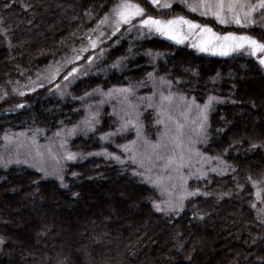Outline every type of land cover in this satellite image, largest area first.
Segmentation results:
<instances>
[{"label":"trees","instance_id":"1","mask_svg":"<svg viewBox=\"0 0 264 264\" xmlns=\"http://www.w3.org/2000/svg\"><path fill=\"white\" fill-rule=\"evenodd\" d=\"M114 1L0 0V97L77 54ZM137 2L156 14L149 1ZM255 18L264 23V13ZM244 31L264 42V25ZM135 32L102 44L105 53L74 80L67 96L44 85L20 101L23 107L0 102V144L19 130L50 133L74 124L83 115L77 97L96 87H139L153 73L198 102L210 95L225 101L214 103L212 132L199 145L204 155L221 159L224 171L190 178L187 186L197 195L179 211H156L157 190L131 162L89 155L99 148L120 154L116 144L131 137L118 134L102 143L99 133L115 124L105 106L95 131L69 141L86 155L67 165L68 187L22 164L0 166V264H264V217L253 207L249 180L264 179V147L249 150L252 143L264 144L262 66L243 53L200 54L160 35ZM141 121L154 138L151 114Z\"/></svg>","mask_w":264,"mask_h":264},{"label":"rangeland","instance_id":"2","mask_svg":"<svg viewBox=\"0 0 264 264\" xmlns=\"http://www.w3.org/2000/svg\"><path fill=\"white\" fill-rule=\"evenodd\" d=\"M147 1L150 2V0ZM117 2L118 0L114 1L109 9L103 14L102 18L105 14L110 13L113 5ZM135 2L138 3L137 0H135ZM252 2L255 3V0H252ZM152 7L154 8V12L156 14H150L144 8L148 15L170 18L176 15H183V13L180 12L184 11L189 16H192V18H187L200 24H207L214 32L221 36L227 32L250 35L244 31L245 28L241 29V27L236 24L221 25L216 22L214 17L200 16L197 13L190 12L183 6L182 3H180V0H174L170 9H158L153 5ZM173 8L174 12L172 11ZM178 8H182L183 11H175L178 10ZM166 10H170L168 15H159L161 12ZM263 13L264 12H260V14ZM198 17L200 19H197ZM253 18L256 21L253 25H264L263 22H260L255 18V13L253 14ZM99 22L90 32V35L82 48L87 49L86 51L80 50L74 56L61 60L58 63L46 68L42 72L28 77L25 83L13 90L14 92L9 95L7 94L6 96H1L0 102L5 104L6 108H15L20 104V101H24V98L31 94L35 89L41 88L44 85H48L47 90L52 91L61 97L67 96L69 87L74 82L73 80L67 88L64 87L66 83L64 77L68 74V72H70L73 67L80 68V77L85 72L91 70L97 59H95V62L89 67L88 58L90 56L94 58L98 56L100 50L104 49L102 44L111 40L112 37H121L126 32L127 26L122 25L121 31L116 33L115 37L112 35L113 28L110 23L100 25ZM135 31L138 35H142L140 31ZM101 33H104V35H101ZM144 33L145 35H153L147 34V29L144 30ZM90 39L97 41V47L95 49L89 46ZM114 41H116V39H114ZM193 43H195V39L190 37L181 44L192 48L197 53L214 55L209 52L199 51L197 48L191 46ZM77 56H79L80 59H75ZM256 59L258 60V57H256ZM68 61L72 62L68 63ZM57 68H59L60 71L53 79V74L56 72ZM262 68L264 70V66H262ZM164 81L168 80L152 73V76L146 80V83L139 87L131 85H113L105 89L96 87L86 92L93 93L91 96H86V93H84L81 95V97H84L83 100L79 99L80 96L76 98L82 103L83 115L74 124L58 127L50 133H47L40 128H36L33 130H19L13 134H7L4 137L3 142L0 144V162L6 163L7 161L17 160L27 161V163H10L7 165L22 164L37 171H39L38 169H44L47 173H49V175L45 176L43 171H39L43 177L57 180L54 173L58 169H62L63 174L65 175L66 168L69 163L81 160L86 155L71 149L69 145L70 139L77 134H88L93 132L85 130L83 125H80L78 131L71 136H67L66 130L79 125L80 122L83 121L91 112H98L99 123L95 125V131L100 124V115L103 108L106 106L108 107V112L112 115L114 120L113 122H115V124L112 130L99 133V137L105 133L116 132V130L120 128L123 122L122 118L125 117V114L133 113V123L136 126H129L128 129L120 133H131V137L116 144V148L121 155L118 153L113 154L118 155L123 163L131 162L130 164L134 165L132 168H134L135 173L157 190L159 199L155 202L156 204H159L162 208L166 207V202L169 201L177 205L181 203L184 204V201L188 197L182 201L180 198L185 193V189L188 192L192 191L187 186V182L190 178L198 175H204L209 171H213V169H215V172H222L225 167L224 163H221V159L208 157L204 155L199 148V145L204 143L212 132L210 125V111L207 114L208 118L206 129L204 133L201 134L198 131L199 115L197 110L193 108L190 113L185 111L186 103L191 102L194 98L179 91L172 90L171 86L164 83ZM57 85L60 86L59 90H57ZM121 88H131L132 92L127 95L112 92L111 95H109L110 90ZM96 89H99L100 91L94 93V90ZM20 92H23L24 95L21 96L19 94ZM61 93H63V95ZM16 95L18 97H15ZM169 95L173 97L172 101H165L162 105L161 97ZM181 96L184 97V101L180 100ZM206 100L207 99L203 102L195 100V102L199 105H203ZM146 112L150 113L152 116V125L153 128H155L154 138H150L145 133L144 124L141 121L142 115ZM158 121L163 122L158 123ZM178 125H183V128L178 130ZM57 133H60V135H57ZM178 133H182L180 135V139L182 141V145L180 147H177L173 142V138L176 137ZM114 138L115 136H112L109 140L101 141L102 143L113 142ZM118 145L128 146V151H124L122 148L118 147ZM156 145H159V147L153 148V146ZM69 151L77 154L76 160L68 161L64 159L65 153ZM102 151L111 153L105 148H99L92 153ZM132 157H135V163L133 162ZM169 158H171V163H169ZM153 181L156 182L153 183ZM256 192L257 188H255V194ZM254 203L257 214L264 217L263 197L260 196V198L257 199V196L255 195Z\"/></svg>","mask_w":264,"mask_h":264},{"label":"snow or ice","instance_id":"3","mask_svg":"<svg viewBox=\"0 0 264 264\" xmlns=\"http://www.w3.org/2000/svg\"><path fill=\"white\" fill-rule=\"evenodd\" d=\"M174 0H150V3L158 8V9H170L172 7V3ZM180 3L183 4L188 11L197 13L200 16H210L214 17L216 22L225 25V24H236L241 28H247L250 25L256 23L253 18L254 13L264 12V0H255V3L252 0H180ZM138 21V22H137ZM111 24L113 31L112 35L115 36L116 33L121 31V26H127L126 32L130 33L134 30L140 31L143 35L144 30L147 29V34H158L163 36L169 40L175 41L178 44L184 43L185 40L191 38L195 39V43L191 46L197 48L202 52H209L214 55L228 56L231 53L242 52L245 55L250 57H258V63L261 66H264V42L257 40L256 38L247 35V34H236L233 32H227L224 35H219L213 31L211 27L207 24H200L196 21L187 18L185 15H176L170 18H161L159 16H151L148 15L143 7L140 6L139 3H136L135 0H118L116 4L113 5L110 13L105 14V16L100 20V25ZM104 35V33H101ZM89 46L93 49L97 47V41L89 40ZM87 49H81V51H86ZM105 49H101L98 56L89 57L88 64L89 67L95 62V59H99L105 53ZM147 55H153L151 52L146 53ZM156 55H159L157 53ZM75 59H80L79 56L75 57ZM124 58H120L116 63H113L112 68H117L119 63L122 62ZM72 61H68L71 63ZM60 71L59 68L56 69V72L53 74V79L55 75ZM81 72L80 68L73 67L70 72L64 77L65 85L67 88L69 84L75 79L79 77ZM150 77L152 73L148 74ZM169 86H171L170 81H164ZM60 89V86L57 85V90ZM99 89L94 90L95 92H99ZM112 92L122 93V94H130L132 92L131 88H121V89H113L109 91V95ZM21 96L24 95L23 92L19 93ZM63 95V93H61ZM93 93H86V96H91ZM79 99L83 100L84 97H80ZM173 97L162 96L161 103L165 101L171 102ZM181 101H184V97H180ZM225 101L219 99L216 96H208L206 102L203 105H199L193 99L191 102L186 103L185 111L191 112L193 108H195L199 115V125L198 131L203 134L206 126H207V118L208 112L213 108L214 103H224ZM17 107H23V105H17ZM91 107V106H89ZM163 111V109H162ZM99 113L91 112L83 121L80 122L79 125L74 126L72 129L66 130L67 136L74 135L80 125H83L84 129L87 131H94L95 125L99 123L98 120ZM123 122L116 130V132L105 133L100 137L101 140H109L110 137L116 136L126 129L129 126H136L133 123V113H126L125 117L122 118ZM163 121H158V123H162ZM183 125H178V130L182 129ZM182 133H178L176 137L173 138V142L177 147L182 145V141L180 139V135ZM60 135V133H57ZM139 135V130H138ZM206 139V136H205ZM63 147V144H62ZM118 147L122 148L124 151H128V146L126 145H118ZM159 147V145L153 146V148ZM259 147H264V144H256L252 143L250 145L249 150H254ZM89 155L100 156L104 155L106 157H111L112 159L123 163L120 160L118 155L113 153H108L107 151L89 153ZM65 160L73 161L77 159V154L73 152H66L64 156ZM216 159H219L218 157ZM133 162L135 163V157H132ZM171 158H169V163H171ZM10 163H27V161H7L6 163L0 162V166L7 167V164ZM223 163V162H221ZM228 167V166H226ZM39 171H43L45 176L49 175L44 169H38ZM215 171V169H213ZM56 179L60 182L61 187H68L67 184L64 183L65 176L63 174L62 169H58L54 173ZM75 176L76 174L73 173ZM249 180L252 181L253 187L257 188L256 196L257 199L260 198L261 193L264 192V189H261L259 185L264 184V179L262 180H252L249 177ZM156 181H153L155 183ZM186 183V182H185ZM197 195V191L188 192L185 189V193L181 196V201L186 199L189 196ZM156 211L166 212V211H179L180 208L183 207V204H174L171 201L166 202V207H161L159 204H154ZM255 207V205H253ZM0 243H3L0 240Z\"/></svg>","mask_w":264,"mask_h":264}]
</instances>
